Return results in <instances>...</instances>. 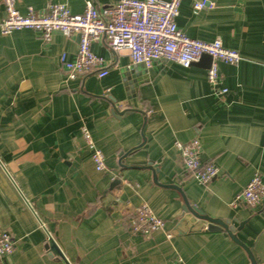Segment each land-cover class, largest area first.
<instances>
[{"label": "crops", "instance_id": "obj_1", "mask_svg": "<svg viewBox=\"0 0 264 264\" xmlns=\"http://www.w3.org/2000/svg\"><path fill=\"white\" fill-rule=\"evenodd\" d=\"M195 1L181 3L178 29L241 56L218 66L222 97L207 69L132 65L105 37L91 50L107 75L69 80L59 59H74L77 36L54 32L46 45L31 30L0 34V229L14 242L5 264H62L47 257L46 235L19 192L70 264H250L225 231H207L183 211L175 188L204 215L242 224L236 237L264 264V202L231 206L254 175L264 179V0H206L199 11ZM88 2L103 11L118 0H17V9L62 4L78 15ZM82 128L105 171L95 170ZM194 139L201 162L218 169L206 185L184 172L175 148ZM142 205L164 222L148 237L128 226Z\"/></svg>", "mask_w": 264, "mask_h": 264}, {"label": "built area", "instance_id": "obj_2", "mask_svg": "<svg viewBox=\"0 0 264 264\" xmlns=\"http://www.w3.org/2000/svg\"><path fill=\"white\" fill-rule=\"evenodd\" d=\"M184 0H118L103 11L88 2L81 14H72L62 4H48L35 11L27 7L25 13L17 9V0H0L4 18L0 22V34L10 35L14 31L31 30L40 34L44 44L51 42V35L59 32L63 36H77V52L73 60L60 56V64L69 80L85 73L97 72L98 78L107 75L104 61L91 50V44L105 37L112 53L127 51L132 65H142L150 69L159 62L176 64L188 68L198 62L203 55L211 58L206 71V81L219 96L227 89L221 87L219 64L237 65L241 56L235 50L226 49L219 40L202 42L187 37L176 25V18ZM206 0L194 2L195 10H203ZM85 147L91 154L94 168L105 171V159L94 144L89 131L81 129ZM185 173L200 185H206L218 176L213 164H203L200 160L201 145L197 139L186 144L175 143ZM264 202V179L254 175L245 188L231 202L232 207L244 206L256 209ZM129 230L134 235L148 237L164 227L146 206L142 205L135 216L128 221ZM169 237V235H167ZM14 250V242L6 231L0 229V264H5ZM176 264H182L180 260Z\"/></svg>", "mask_w": 264, "mask_h": 264}, {"label": "water", "instance_id": "obj_3", "mask_svg": "<svg viewBox=\"0 0 264 264\" xmlns=\"http://www.w3.org/2000/svg\"><path fill=\"white\" fill-rule=\"evenodd\" d=\"M210 64H211V58L207 55H203L200 58V60L198 62L192 64V66H198V67H202L204 69H208ZM113 109H114V112L117 114L118 113L117 110L114 107H113ZM149 169L154 170L155 168H152V166H151ZM153 180L155 183H157L155 176H153ZM12 184L14 185L13 182H12ZM14 187H15V185H14ZM173 188H175V187H173ZM175 189H177L180 192V195H181L182 201H183V211L185 213L189 214L196 222H198L202 226H204L207 231H217V230L225 231L227 233V235L229 236V238L236 245H238L239 247H241L243 249V251L245 252V254L247 256L249 263L250 264H256L250 250L243 243H241L239 241V239L236 237L235 232L240 230V228L242 227V224L239 225L238 229H234V228L230 227L229 221H227V220L212 219V218L204 215L201 211H199L198 209L191 207L189 205V203L186 201V199H185L184 195L182 194V192L180 191V189H178V188H175ZM17 191L19 192L18 189H17ZM19 194H20L22 200L24 201L25 205L28 207V209L31 211V213L34 215V217L38 221L39 225L42 227V230L44 231V233L46 235V242L44 244V249L46 250L47 257L50 259H54L56 261H59L62 264H70L69 261L66 259L65 255L63 254V252L61 251V249L59 248V246L57 245V243L55 242V240L51 237V235L47 232V230L42 226V223L40 222L38 217L35 215L33 209L29 205V203L26 201V199L23 197V195L20 192H19Z\"/></svg>", "mask_w": 264, "mask_h": 264}]
</instances>
